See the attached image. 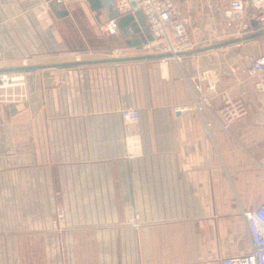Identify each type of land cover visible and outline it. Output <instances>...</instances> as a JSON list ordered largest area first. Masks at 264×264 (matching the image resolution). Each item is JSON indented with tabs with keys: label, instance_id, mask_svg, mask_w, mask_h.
<instances>
[{
	"label": "crops",
	"instance_id": "0c3cea01",
	"mask_svg": "<svg viewBox=\"0 0 264 264\" xmlns=\"http://www.w3.org/2000/svg\"><path fill=\"white\" fill-rule=\"evenodd\" d=\"M51 1L0 0V50L145 52L120 29L98 32L103 7L61 0V16ZM223 47L24 71L23 96L0 101V264H220L248 252L242 210L264 198V90L245 77L251 56ZM225 95L244 111L224 119ZM124 106L138 119L124 121Z\"/></svg>",
	"mask_w": 264,
	"mask_h": 264
},
{
	"label": "built area",
	"instance_id": "2783aa9c",
	"mask_svg": "<svg viewBox=\"0 0 264 264\" xmlns=\"http://www.w3.org/2000/svg\"><path fill=\"white\" fill-rule=\"evenodd\" d=\"M137 5L143 12L145 24L152 35V39L142 44L145 52L178 51L193 48L194 40L187 30L186 20L177 10L174 0H136ZM219 9L220 19L228 24H237L247 18L249 24L254 21L255 29L264 26V0H215ZM214 2V1H213ZM212 2V5L214 3ZM124 6H129V0H122ZM250 30H253L250 24ZM98 32L102 36L116 34L119 32L117 18L111 17L99 22ZM173 57H179L173 55ZM235 70L237 67L234 68ZM245 77L251 80L258 91L264 90V53L251 56L248 65L244 68ZM7 76L6 72L1 74L0 100H18L23 96V75ZM207 79L209 88H213L215 80L209 68L199 72ZM204 95L196 99L194 95L190 101L198 106L201 101H206ZM244 111V104L239 96H224V103L220 108V114L224 119L237 116ZM124 121H135L138 119L139 111L135 106H124L120 110ZM264 168V154L259 160ZM251 240V249L248 252L225 256L221 258L220 264H264V198L253 207L242 210ZM63 219L62 209L56 210V221ZM133 225L138 221L135 212L129 218Z\"/></svg>",
	"mask_w": 264,
	"mask_h": 264
},
{
	"label": "rangeland",
	"instance_id": "374dc122",
	"mask_svg": "<svg viewBox=\"0 0 264 264\" xmlns=\"http://www.w3.org/2000/svg\"><path fill=\"white\" fill-rule=\"evenodd\" d=\"M16 0H13V2ZM29 2L31 7L37 6L38 4H43L46 6L48 0H24ZM214 1V2H213ZM212 2L214 5H212ZM175 6L178 8L179 13L185 18L187 30L189 35L195 42L194 47L207 45L213 42H218L235 36L243 34L242 22L239 21L237 24H228L220 19L218 5L215 0H174ZM12 4V1L9 2ZM31 13H37V11H32ZM6 14H0V17H4ZM10 15V14H9ZM247 20V18H244ZM247 40V39H244ZM239 43L233 42L224 46L223 49L229 48V50L243 49L250 56L255 55L260 49V46H264V40L262 41H237ZM193 47V48H194ZM221 47V46H218ZM217 48V47H215ZM146 51V49H143ZM237 50V51H238ZM30 51L29 56H23L24 54L15 50L14 52H5L0 50V66H13L28 63H36L37 61L50 60L54 61L57 59H74L75 57L80 58L90 57L93 54L80 52V50H45L40 52ZM182 56V55H180ZM179 56V57H180ZM3 72L7 73V76H16L15 74H23L22 70L13 71H0V78ZM1 82V80H0ZM1 101V100H0Z\"/></svg>",
	"mask_w": 264,
	"mask_h": 264
},
{
	"label": "water",
	"instance_id": "95a60500",
	"mask_svg": "<svg viewBox=\"0 0 264 264\" xmlns=\"http://www.w3.org/2000/svg\"><path fill=\"white\" fill-rule=\"evenodd\" d=\"M87 2L89 3L91 9L97 10L103 7L108 12L109 18L111 17L117 18L119 29L125 35H127V38L125 40L127 44L134 45L137 48L141 49L142 44L152 39V35L149 32L147 25L145 24L143 12L141 8L138 7L136 0H129V5L131 7V10L125 12L120 11L115 0H87ZM60 4H61V0H52L49 3V5L52 8L58 6L57 12L61 16L66 15L68 13L67 10L60 8L59 7ZM250 24H252V26L254 27L253 30H250L251 28ZM250 24L247 22V20H243L242 22L243 34L239 36H235L218 42H213L203 46L178 50L175 52L172 51L144 52L134 55L109 56V57H101V58H84V59L77 58L74 60H65V61L28 63L21 65H13V66H0V71H13V70L27 71L30 69H35L38 67H46V66H70V65L83 64V63L118 61V60H128V59L154 58V57L163 58L173 55L180 56L184 54L196 53L203 50L226 45L229 43L237 42L240 40L249 39L264 33V26L255 29L256 27L255 22L251 21Z\"/></svg>",
	"mask_w": 264,
	"mask_h": 264
}]
</instances>
